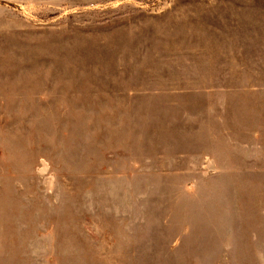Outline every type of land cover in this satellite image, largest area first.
Masks as SVG:
<instances>
[{
  "label": "rangeland",
  "instance_id": "1",
  "mask_svg": "<svg viewBox=\"0 0 264 264\" xmlns=\"http://www.w3.org/2000/svg\"><path fill=\"white\" fill-rule=\"evenodd\" d=\"M0 264H264V0H0Z\"/></svg>",
  "mask_w": 264,
  "mask_h": 264
}]
</instances>
